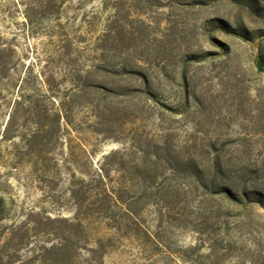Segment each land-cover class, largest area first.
Returning a JSON list of instances; mask_svg holds the SVG:
<instances>
[{
  "label": "rangeland",
  "instance_id": "obj_1",
  "mask_svg": "<svg viewBox=\"0 0 264 264\" xmlns=\"http://www.w3.org/2000/svg\"><path fill=\"white\" fill-rule=\"evenodd\" d=\"M259 57L264 0H0V227L31 213L72 219L73 174L86 180L103 168L105 180L144 193L130 164L167 127L179 145L189 135L248 136L264 162ZM32 101L46 125L38 138L25 113ZM60 111L66 118L58 123ZM123 149L128 164L119 168L106 155ZM257 184L264 190V173ZM155 208L140 215L159 245L107 242L102 264H264L263 232L231 222L210 252L207 233L165 223ZM88 233L94 240L113 231L93 223Z\"/></svg>",
  "mask_w": 264,
  "mask_h": 264
},
{
  "label": "trees",
  "instance_id": "obj_2",
  "mask_svg": "<svg viewBox=\"0 0 264 264\" xmlns=\"http://www.w3.org/2000/svg\"><path fill=\"white\" fill-rule=\"evenodd\" d=\"M257 66L264 67L261 57ZM97 87L108 91L104 86ZM109 91L123 95L115 89ZM257 96L261 107L255 117L262 121L264 98L261 91ZM20 99L22 96L15 99L17 105ZM26 111L36 121L42 114L33 101ZM15 114H10L8 125ZM53 116L58 123L61 117L66 118L61 111ZM35 124L33 137L38 138L46 132V125L38 121ZM257 126L256 135L261 136L262 125ZM173 132L169 127L161 129V137L149 143L152 150H139L142 161L130 164L133 177H144V193H132L134 183L127 186L105 180L110 172L103 168L86 180L76 179L73 174L72 219L31 213L20 222L0 227V264H102L110 246L107 242L129 239L141 250L150 244L159 245L141 220L140 214L147 206L156 207L160 220L166 218L165 223L172 221L177 227L192 226L199 234L207 233L210 252L223 241L221 234L227 235L231 222L236 223L234 229L246 225L250 231L264 233V190L257 184L262 180L264 162L259 153L250 151V137L200 142L189 135L179 145ZM126 153V149L114 150L106 158L126 168ZM3 205L0 196V215ZM237 218L241 222L237 223ZM93 223L104 225L113 234L92 240L88 229Z\"/></svg>",
  "mask_w": 264,
  "mask_h": 264
}]
</instances>
